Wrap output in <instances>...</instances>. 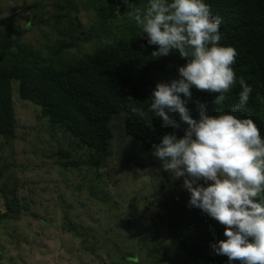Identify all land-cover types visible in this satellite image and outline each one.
<instances>
[{
  "label": "trees",
  "instance_id": "1",
  "mask_svg": "<svg viewBox=\"0 0 264 264\" xmlns=\"http://www.w3.org/2000/svg\"><path fill=\"white\" fill-rule=\"evenodd\" d=\"M130 2L132 8H143L147 0ZM207 2L213 14L222 18L220 43L237 50L233 65L237 80L243 76L253 88L247 105L238 114L253 118L264 134V0ZM48 6L54 12L45 19ZM82 8L87 14L92 13L96 21L84 40L65 32L69 27L80 26L77 20ZM12 10L10 15L0 17V198L5 208L0 214L1 221H18L22 213L29 210L27 204L20 202L19 194L18 170L24 167L18 168L14 161L18 138L17 99L35 107L36 117L53 136L70 138L74 148L66 157L72 159L79 153L77 147L80 146L94 155L89 164L95 169L99 185L103 184V177L107 185L106 177L114 175L107 166L112 153L114 115L124 114L128 135L152 152L153 145L159 143L164 134L174 133L178 137L185 134L189 125L178 113L172 114L178 128L164 127L162 119L152 117L151 113L145 117L138 114L139 109H147L158 82L179 78L178 68L185 65L186 60L175 52L153 57L151 54L158 46L149 45L146 37H140V29L129 18L130 8L124 0H22L21 6ZM23 10L28 12L25 17L20 14ZM122 19L125 22L115 24ZM63 25L65 30L61 28ZM32 29L36 35L34 43L27 39ZM240 91L237 83L225 103L219 106L214 103L217 94L194 88L186 106L196 119L199 118V103L206 105L209 115H216L218 110L230 111L239 102ZM142 161L146 158L137 159L138 168L149 166ZM69 166L76 167L77 163L62 165L63 168ZM103 166L107 167L105 172ZM158 167L164 171L162 162ZM161 171L156 170L153 177L158 180L154 191L135 202V209H129L131 216L127 218L128 222L132 217L138 218L152 231L151 236L142 235L136 253L121 255L118 261L166 264L162 254L170 257L159 248L160 238L164 237L169 239L177 257L191 264H229L227 256L215 252L217 242L226 239L225 226L206 212L190 206V193L181 183L179 188H176L178 182L173 187L170 177ZM62 181L67 183L65 178ZM127 188L124 187L125 195L121 199L124 208L129 200L136 201L135 195L128 198L131 192ZM117 203L116 208L123 207L118 200L114 202ZM104 204L106 206V202ZM74 207V204L63 207L66 222L73 216L81 218V214L73 211H78ZM114 209L113 214L116 213ZM103 223L101 216L99 224L104 226ZM62 229H66V224ZM124 236L133 240L129 229ZM94 238L102 240L98 235ZM103 239H106L104 234ZM154 241L158 244L157 250L150 249ZM86 242L84 239V244Z\"/></svg>",
  "mask_w": 264,
  "mask_h": 264
},
{
  "label": "clouds",
  "instance_id": "2",
  "mask_svg": "<svg viewBox=\"0 0 264 264\" xmlns=\"http://www.w3.org/2000/svg\"><path fill=\"white\" fill-rule=\"evenodd\" d=\"M124 3L140 37L158 46L153 57L175 52L186 60L179 78L158 82L147 109L138 110L141 117L161 118L164 127H179L174 113L189 125L182 136L164 134L153 156L165 171L184 178L190 206L225 226L216 254L227 256L229 264H264V134L253 118L238 114L253 88L243 76L237 80V50L220 43L222 18L207 0H147L143 8ZM237 83L239 102L230 111L209 115L199 103V118L192 117L186 106L192 89L217 94L214 103L220 106Z\"/></svg>",
  "mask_w": 264,
  "mask_h": 264
},
{
  "label": "rangeland",
  "instance_id": "3",
  "mask_svg": "<svg viewBox=\"0 0 264 264\" xmlns=\"http://www.w3.org/2000/svg\"><path fill=\"white\" fill-rule=\"evenodd\" d=\"M21 1L0 0V17L10 15L12 9L21 6ZM53 12L51 6L46 7L45 19H49ZM26 13V10L20 11L23 17ZM121 22H125L124 19L115 21V24ZM77 23L79 27H69L65 32L83 40L96 25L93 14H87L83 8ZM61 28L65 30L66 26ZM35 36L32 29L27 35L28 41L34 43ZM86 45L90 46L88 43ZM16 115L18 138L14 161L18 168L24 167L18 170L21 178L19 194L20 202L27 204L29 210L22 213L18 221L0 219V264H134L118 260L121 255L132 256L136 253L139 238L142 235L151 236L152 231L136 217L128 222L127 218L131 216L129 209H135V202L154 191L158 180L153 177L156 170L161 171V167H158L161 162L154 159L152 150L146 149L141 142L128 135L124 114L114 115L111 121L114 138L107 166L114 171V175L106 177L107 185L104 177L100 185L99 180L95 179V169L89 164L94 155L88 149L77 147L79 153L72 159L66 157L72 152L74 144L71 145L69 137L53 136L43 121L36 117L35 107L31 103L17 99ZM151 157L153 163H150ZM144 158L146 161L142 163L149 166L140 169L137 159ZM72 161L77 163L76 167H62ZM106 168L103 166L102 171L105 172ZM160 173L170 177L173 187L176 182V188L181 186L180 183L183 186V177L176 178L165 170ZM64 178L67 183H63ZM124 187H128L127 190L131 192L128 198L134 195L136 198V201L129 200L125 208L121 201L125 195ZM117 200L120 206L123 205L122 208H116L118 203L116 205L114 202ZM70 204L78 209L73 211L81 214V218L73 216L66 222L63 207ZM4 209L0 198V214ZM112 209L116 213L113 214ZM101 216L104 226L99 224ZM64 224L66 229H62ZM126 229L133 233V240L124 236ZM103 234L106 239H103ZM97 235L102 240L95 239ZM84 239H87L85 244ZM160 241L159 248L170 257L162 254L166 264H191L179 255L177 257L169 239L162 237ZM151 245L150 249H158L157 242Z\"/></svg>",
  "mask_w": 264,
  "mask_h": 264
}]
</instances>
